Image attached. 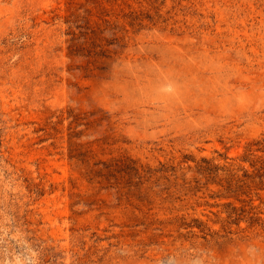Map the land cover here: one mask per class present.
Returning a JSON list of instances; mask_svg holds the SVG:
<instances>
[{"label":"rangeland","instance_id":"obj_1","mask_svg":"<svg viewBox=\"0 0 264 264\" xmlns=\"http://www.w3.org/2000/svg\"><path fill=\"white\" fill-rule=\"evenodd\" d=\"M0 264H264V0H0Z\"/></svg>","mask_w":264,"mask_h":264},{"label":"trees","instance_id":"obj_2","mask_svg":"<svg viewBox=\"0 0 264 264\" xmlns=\"http://www.w3.org/2000/svg\"><path fill=\"white\" fill-rule=\"evenodd\" d=\"M68 118H71L72 120H71V122L70 123H74L76 120H77V116L76 115H68ZM70 158H74L73 156H69ZM100 164V163H99ZM99 164H96V166L97 165H99ZM102 164V166H103V169H105V170H107L108 172H110V173H112L113 171V169H114V167L112 168V166L110 165L109 166V164H106V163H101ZM112 169V170H111ZM132 170H136V172H137V168H134L133 167V169ZM204 170H206V171H208V173H211V169H209V168H205ZM231 186V181H229L228 182V187H230ZM256 220H257V218L256 219H254L252 222H256Z\"/></svg>","mask_w":264,"mask_h":264}]
</instances>
